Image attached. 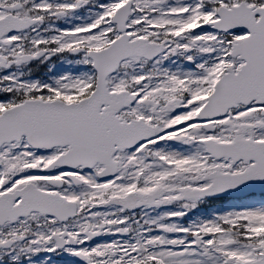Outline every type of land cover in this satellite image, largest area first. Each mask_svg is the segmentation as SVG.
I'll use <instances>...</instances> for the list:
<instances>
[{"label":"snow or ice","instance_id":"obj_1","mask_svg":"<svg viewBox=\"0 0 264 264\" xmlns=\"http://www.w3.org/2000/svg\"><path fill=\"white\" fill-rule=\"evenodd\" d=\"M0 264H264V0H0Z\"/></svg>","mask_w":264,"mask_h":264}]
</instances>
